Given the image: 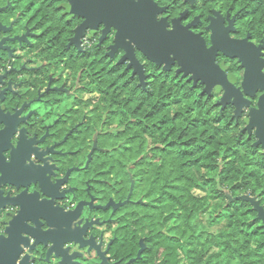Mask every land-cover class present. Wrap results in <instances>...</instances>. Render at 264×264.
<instances>
[{"label":"trees","instance_id":"obj_1","mask_svg":"<svg viewBox=\"0 0 264 264\" xmlns=\"http://www.w3.org/2000/svg\"><path fill=\"white\" fill-rule=\"evenodd\" d=\"M221 1L239 10L240 32L264 38V0ZM146 72L144 87L118 80L86 88L98 93L97 126L117 123L98 135V147L109 151L97 157V169L119 182L122 195L131 186L135 201L118 215L115 236L128 223L133 238L164 241L160 264H261L264 225L248 201L235 198L257 196L264 206V154L231 118L233 106L216 104L214 90L202 93V85L192 86L173 70Z\"/></svg>","mask_w":264,"mask_h":264},{"label":"flooded vegetation","instance_id":"obj_2","mask_svg":"<svg viewBox=\"0 0 264 264\" xmlns=\"http://www.w3.org/2000/svg\"><path fill=\"white\" fill-rule=\"evenodd\" d=\"M158 7L161 8L158 18L167 19L170 25L178 19L180 25L202 35L207 41L211 35L207 30L208 25L218 16L223 20V26L231 23L234 27L229 32L233 38H247L255 45L264 43V38L255 40L249 31L240 32L237 24L239 10H234L221 0H158ZM82 21L80 15L70 13L68 0H0V109L14 114L18 112L20 126L26 129L28 137L39 141L38 146L55 162L56 177L69 186L63 196L57 197V203L74 204L72 210L80 205L81 224L85 221L94 222L91 226L86 223L85 229V239L93 237L88 242L92 248L88 250L87 246L79 249L78 245H73L71 249L80 254L77 263L160 264L163 251L161 243L164 241L133 238L128 223L122 224V228L117 231L118 237L114 234L119 227L118 215L127 204L135 201L131 199V186L122 195L119 182L117 184L112 175L103 174L97 169V157L109 149L97 145L98 135L104 133L101 124L99 127L94 121V104L98 93L86 89L88 85L93 86L98 82L101 85H113L118 80L126 85L132 80L141 86L140 80L137 75H132V68L127 67V61L119 62L123 54L121 50L118 49L112 56L108 55L115 33L113 29L104 37L102 26H98L100 37L104 38L98 37L96 44L83 37L79 47L70 43L75 28ZM52 22H56L57 26L51 25ZM61 40L63 43L66 40L63 50L55 52V44ZM50 53L61 55L50 59ZM83 55L87 56L85 63L81 62ZM136 56L147 76L144 84L150 77L147 68L163 71L137 50ZM216 62L227 73L229 80L239 77L241 69L235 66L238 63L236 58L219 53ZM175 69L176 65H173L167 72H175ZM263 92L258 91L250 98L253 107H256L258 97ZM91 95H95L94 101ZM0 117L9 119L2 114ZM249 136L255 141L253 131ZM9 152L6 150V158H10ZM27 155L21 156L20 165L16 162L6 165L2 156L0 166L5 170L8 180L19 184L39 177L42 178L44 190L53 189L55 194V189L43 178V169L24 166ZM38 163L43 164L44 161L38 160ZM23 173H28L30 179L21 178ZM12 187L17 193L40 191L36 182L19 188ZM254 197L258 200L257 196ZM9 207L18 208L16 205Z\"/></svg>","mask_w":264,"mask_h":264},{"label":"clouds","instance_id":"obj_3","mask_svg":"<svg viewBox=\"0 0 264 264\" xmlns=\"http://www.w3.org/2000/svg\"><path fill=\"white\" fill-rule=\"evenodd\" d=\"M150 2L153 13L152 23L156 27L157 31L161 35L176 33L179 31L185 36L195 38L201 51L207 55L211 62V68L215 73L214 79H207L195 68L190 69V67L187 65V62H182V57L178 56L175 51H169L166 56L149 54L145 48L140 45L138 40L133 39L131 35L123 34L121 32V27L118 24L110 23L106 19H90V14L85 13L79 8V0H71L72 11L84 17V22L77 29L76 42L79 43L80 39L83 37L86 41L96 44L98 37L103 39L107 36V33L110 29L115 28L116 44L114 48H124L127 51L126 59H130L133 65H136L137 68L140 67L136 56L137 49L140 50L144 57L148 58L150 61H154L156 65H163L165 72L171 70L172 65L178 62L180 66L179 72L184 74V79H188V74H191L192 80L202 81L203 84L206 85V91L210 95L213 94V89H215V94L220 97V105L227 106L232 104L235 106L233 119L239 123L240 128L246 129L248 131H251L254 128L256 130V135L260 138L261 142H264V129H261L258 124H254L252 122L253 111H261L262 97L264 96H261L258 107H253L250 100L245 97V93H247L248 96H255L257 91L264 90V87H257L254 89V91L246 90L245 80L247 76V65L244 63V60L241 59V50L255 51L257 54L258 63H260L259 71L261 74H264V63H261L264 62V46L256 47L255 45L249 44L247 41L234 39L229 35L231 29L225 28L223 26V20L218 16L212 19L211 23L208 25L207 30L211 34V39L209 42L205 40L202 35H193L188 31L187 28H183L178 21H173L170 25L167 19L158 18L157 14L161 11V9L158 7V0H150ZM67 7L68 6H66V9ZM101 23L106 25L103 30L104 37H100L98 29V26ZM218 28L222 30V40L217 38ZM86 29H91L94 31H88L86 33ZM219 53H223L229 57L238 58V63L235 66L241 69L239 77H234L229 80L226 73L220 69L216 62L217 55ZM181 84H183V80L181 81ZM0 87H2V85H0ZM176 87L179 88L180 85H176ZM0 114L11 118L15 126V130L8 137V143L11 145V147L6 148L2 151V153H0L3 156L4 163L10 164L12 162L13 149H19L23 134L24 141L28 143L32 149L28 152V155L23 161L24 166L26 168L39 167L40 169H43V178H46L47 182L55 189V194L46 192L44 190L42 178L39 177L30 179L27 183H14L11 180L3 179L5 176V170L0 169V179H3V182L0 183V242L9 241L12 239V233L8 231V229L12 227L13 221L19 217L23 207L21 202L13 201H16V199L21 197L22 194L34 198L37 204L50 202L53 208L62 209L63 213L65 214H72L70 217V223L67 225V229L72 235L61 240L59 245H57L56 240L44 235L45 233L55 231V225L50 224L46 216L38 217L39 227H37L36 220L26 217L24 219V224L33 231H21L19 236L16 238V243L18 245L17 254H15L14 257L6 256L5 259L8 261L14 259L15 264H30L32 257L29 249L35 247V243L33 242V238H35L36 240L43 239L45 242L51 241L50 247L52 250L56 251L60 256L63 257L62 264H73V253L71 249L74 246L68 243V241L76 238L81 239V241L83 240V232L77 219L78 210L73 211L72 208L74 207V204L70 205L69 202H65L63 204L57 203V197L63 196L64 192L68 190L69 186L64 184V181L56 177V171L54 167L55 162L51 161L50 158L46 156L45 150L38 146L39 141H37L35 138L30 139L26 129H23L20 126L21 117L19 116L18 112L14 114L12 112H6L3 109H0ZM222 114L223 111L221 112V115ZM7 124L8 120H0V132L6 130ZM236 135L239 136L240 132L238 131ZM14 137L18 138V143H14ZM6 150L11 152L10 158H6ZM38 160H43L44 163L40 164L38 163ZM130 171L131 170L129 169V172ZM33 182L38 183L39 188L42 190L43 196L41 195V191H36L31 194L26 191L23 193H17L12 187L15 186V188H19L22 184L27 185ZM11 205H18L19 207H9ZM5 209H7V211H5ZM42 219L48 224L47 231H44ZM261 264H264V260H262Z\"/></svg>","mask_w":264,"mask_h":264},{"label":"water","instance_id":"obj_4","mask_svg":"<svg viewBox=\"0 0 264 264\" xmlns=\"http://www.w3.org/2000/svg\"><path fill=\"white\" fill-rule=\"evenodd\" d=\"M68 3L70 7V13L76 14L71 9V0H68ZM78 6L82 11L90 14V19H106L110 23L118 24L121 27V32L123 34L131 35L133 39L138 40L140 45L143 48H145V50L149 54L166 56L169 51H175L178 56L182 57V62L184 61L187 62V65L190 67V69L191 68L197 69L207 79L211 80L215 78V73L211 68V62L207 57V55L201 51L195 38L185 36L183 33L179 31L176 33H170L166 35H161L157 31L156 27L152 23L153 13H152V6L150 0H79ZM82 19L83 21L75 28L74 35L70 39V43L74 44L76 47H79L80 45V42L79 43L76 42V37H77V29L84 22V17H82ZM173 21L179 22L178 19ZM99 26H102L101 31L103 36L104 34L103 30L106 27V25L101 23ZM182 27L187 28L185 26ZM224 27L229 28L231 30L234 29L231 23H229V25ZM112 29L116 33V29L115 28ZM115 33L113 37V43L109 47L110 51L108 55L112 56L114 52H116L118 49L121 50L123 54L120 57L119 62L127 61L128 62L127 67L132 68V75H137L140 80L139 85L144 87V79L147 76L144 74L143 64L137 58L140 65V67L137 68L136 65H133L131 63L130 59H126L127 51L124 48L122 47L114 48L116 44ZM191 33L193 35H200L198 33H193V32ZM217 38H219L220 40L223 39L222 30L219 28L217 29ZM210 39H211V35L209 41ZM236 40L247 41L249 44L255 45L254 43L249 42L247 38L236 39ZM255 46L261 47L264 46V43ZM137 51L143 56V54L140 52L139 49H137ZM220 54L228 58H236V57L226 56L223 53ZM144 58L150 63L156 65L154 61H150L146 57ZM236 59L238 60V58ZM241 59L244 60V63L247 65V76L245 80L246 90L254 91V89L257 87H264V74H261L259 71L260 63H258L256 52L251 50H241ZM173 65H176L175 74L179 75L181 78H184V74L179 72L180 66L178 62L174 63ZM156 66L161 67L162 70L165 71L163 65H156ZM221 70L224 71L223 69ZM187 81H191L192 86H195L197 83H199L200 85L203 86L202 93L209 95V93L206 91V85H204L202 81L192 80L191 74H188ZM213 90L215 91V89ZM258 91H264V90H258ZM261 96H264V92L258 97L256 107L259 106ZM245 97L250 100V98H253L254 96H248L247 93H245ZM219 100L220 97L216 101V104L219 105L221 109H223L225 106L220 105ZM232 106H233V116H234L235 106L234 105ZM0 120H8L6 130L0 132V153H1L3 150L9 147L8 137L14 131V123L13 122L11 123V118L8 119L6 117H0ZM252 122L254 124H258L261 129H264V97H262L261 111L260 112L253 111ZM242 131L247 132L248 136L253 131V135L255 138V141L253 142V146L255 147L259 146L263 150V154H264V142H261L260 138L256 135V130L253 128L251 131H248L246 129H242ZM14 139L16 140V143L19 142L18 138L14 137ZM31 150L32 149L30 148V145L24 141L22 135V140L19 149L18 150L13 149L12 162L10 164L16 162L19 163L20 165L22 163L21 156L28 154V152ZM9 155L11 157V152H9ZM0 162L2 163L1 154H0ZM10 164H6V165H10ZM0 169L3 168L0 166ZM20 177L21 178L27 177L28 179H30L31 176L28 173L26 174L23 173L22 176ZM3 179H9L6 173ZM20 186H24V185L22 184ZM40 191L42 192L41 189ZM45 191L52 194L54 192L53 189L49 190V188L45 189ZM235 199H243L248 201L252 205L253 209L256 211L257 217L262 221L264 225V208L259 204L256 197H251L245 194V195L237 196ZM229 200H231V198H229ZM13 202H21L23 207L19 217H17L13 221L12 227L8 229V231L12 233V239L9 241L0 242V264H15L14 259L8 261L5 259V257L6 256L14 257V255L17 254L18 245L16 243V238L19 236V233L21 231H29V232L33 231L24 224V219L26 217L36 220L37 227H39L38 217L46 216L48 218L49 223L55 225V231L45 233L44 235L46 237H50L56 240L57 245H59L61 240H63L66 237H70L72 235L67 229V225L70 223V217L72 215L71 213L65 214L63 213L62 209L53 208L50 202L37 204L34 198L28 196L23 197V195L17 198L16 201ZM16 206L19 207L18 205ZM77 210H78L77 219L80 228L83 232V240L81 241V239L76 238L68 241V243L72 245H78L79 249L88 246V250H90L92 246L88 242L92 241L91 239L93 237L90 236L88 239H85V234H86L85 229L87 227L86 223H89L91 226L92 223L94 222L85 221L84 223L81 224L82 220L79 219V216L81 214L80 205L77 206L75 209H73V211H77ZM42 223L44 225V231H47L48 229L47 222L43 221L42 219ZM33 242L35 243V247L29 249V252L31 253V257H32L30 264H62L63 257L60 256L56 251L52 250V248L50 247L51 241L45 242V240L43 239L36 240L35 238H33ZM72 253H73V264H79L77 263L76 259L80 257V254H78L77 252H72Z\"/></svg>","mask_w":264,"mask_h":264},{"label":"rangeland","instance_id":"obj_5","mask_svg":"<svg viewBox=\"0 0 264 264\" xmlns=\"http://www.w3.org/2000/svg\"><path fill=\"white\" fill-rule=\"evenodd\" d=\"M174 74H175V72H174ZM176 75V74H175ZM177 76V75H176ZM144 86H145V84H144ZM143 87V86H142ZM86 97L88 96L89 97V95H85ZM91 97V99H92V101H94L95 99H96V97H95V95H91L90 96ZM215 99L216 100H218L219 98H217V97H215ZM214 99V100H215ZM230 116H231V118H233V112H232V114H230ZM223 122H224V120H223ZM104 123V121L103 122H101L100 124H101V126H102V130L103 131H107V130H109L110 128H113V127H115L116 126V124L117 123H115V122H113V124L111 125V126H109L108 124H103ZM99 124V125H100ZM98 125V126H99ZM223 127H224V125H222ZM100 127V126H99ZM241 131H242V129H241ZM243 132V131H242ZM248 137H250V136H248V134H247V138ZM254 139H252V143L254 142L253 141ZM194 193L195 194H201V192H199L198 190H195L194 191ZM203 193V192H202ZM136 194H138V193H136ZM249 196H251V195H249ZM135 197H137V196H135ZM251 197H254V196H251ZM140 198V201L141 202H144V200L143 199H141V197H139ZM214 203V206H218V207H221V206H223L224 205V203H223V201H218V200H214L213 202H212V204ZM221 225L220 224H218V227H220ZM212 230H216V228H215V226L214 227H212L211 228ZM213 250V249H212ZM228 264H237L236 263V261H233V260H230L229 262H228Z\"/></svg>","mask_w":264,"mask_h":264}]
</instances>
